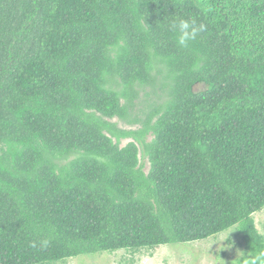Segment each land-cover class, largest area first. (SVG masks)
Here are the masks:
<instances>
[{
	"label": "trees",
	"instance_id": "obj_1",
	"mask_svg": "<svg viewBox=\"0 0 264 264\" xmlns=\"http://www.w3.org/2000/svg\"><path fill=\"white\" fill-rule=\"evenodd\" d=\"M263 208L264 0H0V264L236 225L252 264Z\"/></svg>",
	"mask_w": 264,
	"mask_h": 264
},
{
	"label": "rangeland",
	"instance_id": "obj_2",
	"mask_svg": "<svg viewBox=\"0 0 264 264\" xmlns=\"http://www.w3.org/2000/svg\"><path fill=\"white\" fill-rule=\"evenodd\" d=\"M130 140L124 139L123 145ZM142 161L148 171V159L144 157ZM253 217L258 231L264 236V208L253 214ZM225 232H231L228 239L218 242ZM247 250L243 235L236 225L216 236L196 242L161 245L139 251L121 249L116 252L83 254L54 264H242L240 260L246 256Z\"/></svg>",
	"mask_w": 264,
	"mask_h": 264
},
{
	"label": "clouds",
	"instance_id": "obj_3",
	"mask_svg": "<svg viewBox=\"0 0 264 264\" xmlns=\"http://www.w3.org/2000/svg\"><path fill=\"white\" fill-rule=\"evenodd\" d=\"M169 27L176 34V43L183 48L189 47L190 43L195 41L201 32L206 31L205 25H197L195 20H186L182 18L172 20ZM230 233L231 232H225L219 237L218 242L228 239ZM261 257H264V253H261L260 256L253 259L252 264H256V259H260Z\"/></svg>",
	"mask_w": 264,
	"mask_h": 264
}]
</instances>
